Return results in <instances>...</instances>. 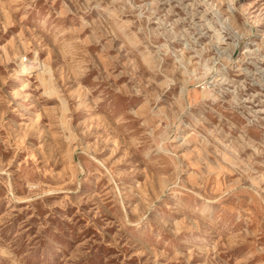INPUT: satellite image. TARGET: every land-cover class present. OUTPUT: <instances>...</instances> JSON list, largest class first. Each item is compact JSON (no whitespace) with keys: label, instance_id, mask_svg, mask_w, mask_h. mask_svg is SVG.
Instances as JSON below:
<instances>
[{"label":"rangeland","instance_id":"obj_1","mask_svg":"<svg viewBox=\"0 0 264 264\" xmlns=\"http://www.w3.org/2000/svg\"><path fill=\"white\" fill-rule=\"evenodd\" d=\"M0 264H264V0H0Z\"/></svg>","mask_w":264,"mask_h":264},{"label":"bare ground","instance_id":"obj_2","mask_svg":"<svg viewBox=\"0 0 264 264\" xmlns=\"http://www.w3.org/2000/svg\"><path fill=\"white\" fill-rule=\"evenodd\" d=\"M25 64V63H24ZM37 65H39V64H37V59H36V56H35V58H32L30 61H29V64H27V65H25L24 67H23V69L21 70V72L19 73V75H23V76H27L28 74H31L30 72H31V70H34L35 68H36V66ZM43 65V64H42ZM43 66H45V65H43ZM22 68V67H21ZM49 68V67H48ZM45 69V71L47 72V70H46V67L44 68ZM42 70V69H41ZM51 70V69H50ZM17 73V72H16ZM49 75H51V72L49 71ZM45 74V73H44ZM42 75V74H41ZM27 79V78H26ZM42 81L45 83L46 82V80L43 78L42 79ZM42 84V83H41ZM48 84V83H47ZM54 87V86H53ZM44 88V87H43ZM51 89V88H50ZM47 91H48V89H47ZM56 91V90H55ZM55 91L54 90H52V91H50V93H52V94H56L55 93ZM46 92V91H45ZM47 93V92H46ZM53 96V95H52ZM64 100V99H63ZM62 100V101H63ZM62 103V102H61ZM62 106V105H61ZM67 107V106H66ZM67 110V109H66Z\"/></svg>","mask_w":264,"mask_h":264}]
</instances>
